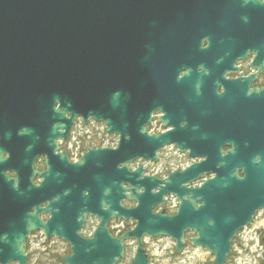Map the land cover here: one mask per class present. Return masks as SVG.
Returning <instances> with one entry per match:
<instances>
[{"label": "water", "instance_id": "water-1", "mask_svg": "<svg viewBox=\"0 0 264 264\" xmlns=\"http://www.w3.org/2000/svg\"><path fill=\"white\" fill-rule=\"evenodd\" d=\"M182 1L0 0V113L36 118L38 127L50 132L43 123L59 102V109L84 124L92 118L104 123L108 134L119 136L115 148L90 150L84 158L90 157V213L135 222L122 237L137 242L130 264H150L144 237H168L176 253H182L186 231L194 232L187 243L208 250L211 264H226L236 234L264 204L260 192L253 198L252 188L225 186L250 178L221 179L200 164L163 180L142 177L140 167L131 170L139 156L155 159L170 142L168 134L148 136L143 130L147 119L137 121L136 71L139 61L144 68L151 57L153 22L166 20L172 7L180 12ZM203 175L211 177L189 187ZM124 181L126 188L120 185ZM104 188L111 198L106 211L96 201ZM155 188L159 189L152 192ZM39 192L31 182L15 187L0 176V264H28L26 237L41 227L34 203ZM168 194L179 201L175 214H154L153 208ZM119 196L135 205L120 207ZM34 206L36 213L31 215ZM122 261L123 244L108 232H95L90 245L72 248L63 264Z\"/></svg>", "mask_w": 264, "mask_h": 264}, {"label": "flooded vegetation", "instance_id": "flooded-vegetation-1", "mask_svg": "<svg viewBox=\"0 0 264 264\" xmlns=\"http://www.w3.org/2000/svg\"><path fill=\"white\" fill-rule=\"evenodd\" d=\"M153 27L152 55L144 68L141 61L137 65V121L147 119V135L168 134L170 142L155 159L139 156L135 167L143 169L144 178L163 180L200 164L221 179L250 178L225 186H247L253 198L260 192L264 200V0H183L180 12L172 7L167 19H157ZM59 107L56 102L53 110L59 115L52 113L43 123L50 132L42 131L36 118L0 113V176L15 187L27 181L40 187L34 203L41 227L26 237L27 259L63 264L72 248L90 245L95 232H108L124 246L125 260L118 264H130L122 237L135 224L90 213V157L84 158L93 149L90 135L77 131L78 118ZM116 139L109 135L105 142ZM120 185L127 187L125 181ZM110 199L104 188V211ZM168 199L165 195L152 212L172 216ZM118 204L134 206L120 196ZM35 213L34 206L30 214ZM242 232H248L245 255L253 264H264V204ZM193 236L186 231V241ZM147 241L155 246L159 240L144 243L154 264ZM189 249L187 244L182 254L165 255L173 264ZM236 256L233 252L227 263Z\"/></svg>", "mask_w": 264, "mask_h": 264}, {"label": "rangeland", "instance_id": "rangeland-1", "mask_svg": "<svg viewBox=\"0 0 264 264\" xmlns=\"http://www.w3.org/2000/svg\"><path fill=\"white\" fill-rule=\"evenodd\" d=\"M77 131H80L82 133L89 131L90 133V128L89 127H85V128L77 127ZM114 143H116V140ZM106 144H111V143L107 142ZM128 226L130 225L128 224ZM246 239H247V233L244 234V236L242 237V240L237 239V242L234 248H235V254H237L238 256H236V261H233L230 264H253L252 261L245 255L246 253L245 250L247 248ZM242 242H245V245H243ZM155 243L156 245L153 246L150 242H148L151 257H153L154 259L153 260L154 264H170V257L168 256L169 255L168 253L173 252L172 244H170L167 241L155 242ZM127 245H128L127 263H129L133 257V252L136 247V242L129 241L127 242ZM32 252H33V249L31 250V253ZM165 253L168 255H165ZM212 260H213V257L209 255V252L207 250L193 248V249L187 250L185 253V256L181 257L179 261H175L173 264H210ZM30 262H31L30 264H40L38 261H35L34 258Z\"/></svg>", "mask_w": 264, "mask_h": 264}, {"label": "bare ground", "instance_id": "bare-ground-1", "mask_svg": "<svg viewBox=\"0 0 264 264\" xmlns=\"http://www.w3.org/2000/svg\"><path fill=\"white\" fill-rule=\"evenodd\" d=\"M150 55H152V50H150ZM143 70H144V69H143ZM137 71H138V70H137ZM137 71H136V76H137ZM143 73L146 74L145 71H143ZM52 110H53V106H52ZM56 111H57V110H53L54 114H55V115H59V111H58V113H56ZM102 200H103V195H102V197H97V198H96V201H97L98 203H101V204H103V203H102ZM110 201H111V199H110ZM110 201L107 202V205H108V204H111Z\"/></svg>", "mask_w": 264, "mask_h": 264}, {"label": "trees", "instance_id": "trees-1", "mask_svg": "<svg viewBox=\"0 0 264 264\" xmlns=\"http://www.w3.org/2000/svg\"><path fill=\"white\" fill-rule=\"evenodd\" d=\"M91 146H93V144L90 143Z\"/></svg>", "mask_w": 264, "mask_h": 264}]
</instances>
